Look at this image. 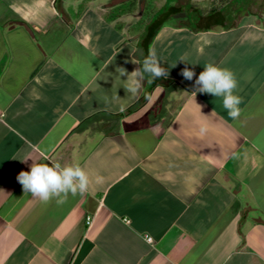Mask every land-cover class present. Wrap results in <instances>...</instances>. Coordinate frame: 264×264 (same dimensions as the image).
Here are the masks:
<instances>
[{
  "label": "crops",
  "instance_id": "1",
  "mask_svg": "<svg viewBox=\"0 0 264 264\" xmlns=\"http://www.w3.org/2000/svg\"><path fill=\"white\" fill-rule=\"evenodd\" d=\"M199 2L0 0V264H264V22ZM150 48L168 77L126 93ZM181 57L235 73L239 120ZM32 159L89 190L24 195Z\"/></svg>",
  "mask_w": 264,
  "mask_h": 264
},
{
  "label": "clouds",
  "instance_id": "2",
  "mask_svg": "<svg viewBox=\"0 0 264 264\" xmlns=\"http://www.w3.org/2000/svg\"><path fill=\"white\" fill-rule=\"evenodd\" d=\"M179 61L186 64L180 73L182 77L185 80H193L196 77L194 68L188 67L189 62L183 57ZM127 62L126 60L125 63ZM132 62L137 64L134 60ZM176 64L171 67H175ZM116 71L121 77H126L123 88L126 93L133 96L141 91L146 75L149 83L161 78L166 79L169 75V68L162 66L157 53L151 48L142 64H139V67L133 71L128 72L122 66L117 67ZM194 89L195 92L221 98L222 107L226 110L227 115L233 120L240 119L242 97L236 94L238 80L231 69L211 62L205 64L204 70L195 78ZM123 107L121 105L120 110H123ZM198 125L200 135L208 132L209 126L206 121H198ZM28 159L22 161L27 162ZM17 181L21 184L24 195H31L45 204L54 200L59 205L65 203L70 195L75 197L85 194L89 190L92 178L79 163L62 164L56 160L39 163L33 160L30 171H21L17 175ZM95 182L102 183L103 177L97 175Z\"/></svg>",
  "mask_w": 264,
  "mask_h": 264
},
{
  "label": "rangeland",
  "instance_id": "3",
  "mask_svg": "<svg viewBox=\"0 0 264 264\" xmlns=\"http://www.w3.org/2000/svg\"><path fill=\"white\" fill-rule=\"evenodd\" d=\"M199 4L205 10L217 5L228 21L234 18L237 20L236 23L243 19L264 22V0H200Z\"/></svg>",
  "mask_w": 264,
  "mask_h": 264
},
{
  "label": "built area",
  "instance_id": "4",
  "mask_svg": "<svg viewBox=\"0 0 264 264\" xmlns=\"http://www.w3.org/2000/svg\"><path fill=\"white\" fill-rule=\"evenodd\" d=\"M91 221H92V216H87V223L90 224ZM146 239H147L148 241H150V242L153 241V240H152V237H150V236H146Z\"/></svg>",
  "mask_w": 264,
  "mask_h": 264
},
{
  "label": "trees",
  "instance_id": "5",
  "mask_svg": "<svg viewBox=\"0 0 264 264\" xmlns=\"http://www.w3.org/2000/svg\"><path fill=\"white\" fill-rule=\"evenodd\" d=\"M151 36H153V35H151ZM148 37H149V36H148ZM148 37H147V38H148ZM147 41H149V40H145V42H144V43H145V44H146V43H148Z\"/></svg>",
  "mask_w": 264,
  "mask_h": 264
}]
</instances>
